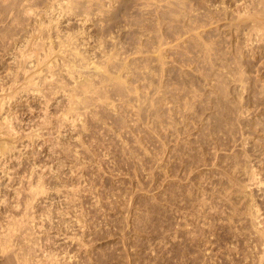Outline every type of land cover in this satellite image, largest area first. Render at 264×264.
Segmentation results:
<instances>
[{
  "label": "rangeland",
  "instance_id": "374dc122",
  "mask_svg": "<svg viewBox=\"0 0 264 264\" xmlns=\"http://www.w3.org/2000/svg\"><path fill=\"white\" fill-rule=\"evenodd\" d=\"M15 1H0V14L4 11L2 16L6 15L0 16L1 19L4 18L0 19V36L8 33L7 37L0 38L3 39L2 42L0 40L3 45H0V86L3 87L0 88L1 99V94L15 91L24 85L26 73L22 74L27 69L25 61L20 52H13L12 49L23 47L20 43L24 40L21 41L18 37L21 35V39L25 37L26 41L33 32L35 35L36 28L41 26L40 17L43 20L42 26H45L47 18V27L53 29H47L48 36L53 37L56 33V26H51L54 21L49 18V13L53 10L49 5L53 0H49V3L44 0L49 9L45 7L43 0L41 1L45 6L40 0H29L30 4L27 1L33 7L40 3L36 9L32 7L33 10L31 6L27 8L28 4H24L23 1L26 0ZM92 1L90 0L94 4L96 0ZM236 1L238 0H100L96 1L95 6L77 2L81 3L82 8L93 5L87 8L93 9L91 20L96 22L91 21V24L86 25L85 37L101 32V28L96 27L97 23L113 16L111 19L114 23L109 21L108 28L114 25L109 30H113L114 33L110 35L115 38L110 37L111 40L107 42L109 46L111 43L110 48L114 44L118 48H112L115 49L114 52L118 51L113 65L114 71L123 75L124 84L121 88L108 89V102L93 101L85 109L87 112H81L84 114L78 117L77 122L69 121L63 125V138L57 154H54V148L50 146L53 141L51 138L55 140L52 137L55 134L48 138L45 136L48 139L47 145L42 140H37V145L34 144L27 151L25 148L22 150L19 144L18 150L21 151H17L16 155L23 158L21 162L25 168L27 162L30 164V158L34 157L39 164L45 162L46 174L51 168L59 166V179H62V196L59 194V201L54 194H49L54 198L53 208L46 211L45 203L38 205L37 218L33 222L35 226L31 225L26 234L30 229L32 233H29L30 236L25 234L27 240L23 241L30 254L26 252L28 255L25 254L22 258L27 259L26 256H29L32 264L260 263L261 249L236 233L246 221L247 225L250 223V216L247 215L249 219L246 217L248 212L244 216L242 212L245 209L248 211L252 198L261 211L259 219H264V36L262 38L255 32L237 27L238 21L233 20V10L244 0H239L238 4ZM224 2L227 6L230 3V8L234 6V9L231 8L233 13L231 9L228 10L229 7H225ZM79 4L76 5L77 14L81 10ZM210 4H214V9ZM18 7L28 9V13L24 11L28 15L36 10L33 13L38 11V16L31 14L29 18L28 15L25 18L20 12L24 9L18 10ZM41 7L46 10L45 13ZM53 11L58 14V10ZM225 11L234 16L226 15ZM8 14L17 21L23 17L18 21L23 24L22 29L15 20L12 22L13 18ZM31 16L33 19L39 18V21L34 20L33 23ZM75 17L71 20L76 25L70 20L73 23L70 25L71 29L78 26L79 22H75ZM65 19L66 17L61 18L62 27L67 25ZM2 21L16 25L9 27L13 24L4 25ZM27 21L31 27L38 23L35 30L34 27L30 30ZM24 22L28 35L31 36L26 35L27 32L23 30ZM5 27L7 31L12 27L10 34L2 29ZM13 28L21 31L16 32ZM22 30L26 32L24 36ZM44 35H39L37 40L41 36L48 39ZM14 36L18 37L14 39ZM5 37L9 38L7 44ZM10 43L13 45L10 46ZM81 47L85 55L90 54H87L89 46L87 49L86 45ZM14 61H19V64L12 65ZM7 64L17 67V77L16 71L13 68L11 70ZM19 77L23 79L20 80ZM12 78L14 79L11 80ZM13 83L15 88L11 87ZM8 92L6 100L11 97ZM53 99L54 97L48 106L51 113L56 109ZM26 101L18 103L15 99L12 102L14 105L6 104L12 116L15 114L17 118L14 117L13 122L19 126L22 124L23 127H17L24 132L30 130L28 128L33 123L30 119L36 121L40 119L41 113L42 116L46 115L44 101L34 100L33 97ZM7 106H4V115H7ZM52 130L54 131H49ZM22 163L20 166L14 165L16 171L24 169ZM251 171L258 172V178L262 181L260 189L256 185L245 186L250 183L248 178ZM50 174L51 170L46 175L50 182L47 183L48 186L54 179ZM3 190H10L6 193L11 194V189ZM252 191L255 194L253 196ZM31 245L35 247L31 248ZM5 254L0 253V264H9L11 261V264L17 263L15 257L11 259L8 258L9 254Z\"/></svg>",
  "mask_w": 264,
  "mask_h": 264
},
{
  "label": "bare ground",
  "instance_id": "6f19581e",
  "mask_svg": "<svg viewBox=\"0 0 264 264\" xmlns=\"http://www.w3.org/2000/svg\"><path fill=\"white\" fill-rule=\"evenodd\" d=\"M1 1V0H0ZM9 2V0H7ZM7 1L4 0V2L6 3ZM11 1V0H10ZM18 1V0H16ZM15 1V2H16ZM28 1V3L30 4L29 0H26V1H23L25 2L24 4H28L26 3ZM33 1V0H32ZM41 1V0H40ZM44 1V0H43ZM47 1V0H46ZM51 1V0H50ZM86 1V0H85ZM81 0V1H75V0H53L52 3H50L51 5H47V2L44 1V3H46V6L44 3H42L43 6L45 7H48L47 9H53V10H58V14L55 13L53 10V13L52 11L49 13L51 14V17L49 16V18H51L50 20L54 21L52 25L56 26L54 28V32H56L55 34L51 31L50 33L54 36H48V34L46 32H48L49 29V26L47 27L46 23H47V18L46 19V23L45 26H42V17H40V21L38 20L39 18L37 19H33L34 15L31 16L30 19H33L31 21H33L34 23V20L35 21H39L41 22V26L38 25V27L36 28L37 32L34 34L31 35H28V32H27V28H25V22H24V27H23V30L25 29V31H23V36L26 34L28 36H31L29 39H27L25 41V37H23L21 39V35L18 37V36H14V39H16L17 37L20 38V40H24L22 41L23 43H20V45L22 44L23 47L21 49L16 48H12L16 53L20 52L19 54H21L20 56L23 57L24 61H25V67L27 68L24 73L23 72H20L19 73H23L22 75H25L24 76V85L22 83V87H20L19 89H16L15 91L12 90V92H8L10 93L11 97H9L8 100H6V98L9 96H5L7 95V92H5L6 94L2 95L3 96V99L0 98V253L3 252L5 255H8L9 257L8 258H11L13 259L12 257H15L16 260H17V263L15 261L16 264H32V262L29 261V256H26L28 257L27 259L24 257L22 258V256H25V254L28 253V251L26 250V246L25 243H23V241L27 240L26 237H25V234L26 232L28 231V229L31 227V225H34L33 222L35 221V219L37 218V215H36V209L38 207V205L40 203H45V209L44 210H49V208H53L52 207V200L54 198H52V195L54 194V197L57 198V200L60 198L59 194L62 192L61 191V184H60V180L59 177V174H60V170H59V166H55L57 168H54L53 169L51 168V174L53 175L54 179H53V182L50 186H48L47 183H50L47 181L46 177L48 176V173H50V170L49 172H47L46 174V171H47V168L45 167V162L43 160V164H39V161L37 162L36 159L33 158H30L31 159V162L29 164V162H27V168L24 167L23 163L21 162V160L23 158L20 159L21 156L19 155H16V152H20L21 150H18L19 148V144L21 145L22 147V150L24 149L25 151H27L31 146L33 147L34 144H36L38 141L37 140H42L44 144L47 145V142H48V139H45V136H47L46 138H48L49 136H52L54 138L55 137V140L51 138V147L54 148V150H52L53 148H51L52 151H54V154H57L58 151V147H59V144L61 143V140H62V135H61V129L63 128V125L69 121L75 123L77 122L79 119L78 117L83 113H81L82 111H86L85 109H88V106L92 104L93 101H101V102H108L109 100V94H108V89L110 87H122L123 84H124V80H123V75L121 73H116L114 71V60L117 58V53L118 52V48L115 46L114 44V47H116V52L115 49L113 50L112 48H110L111 46V43H110V46H109V43L107 42L108 40H111L109 39L110 37H112L110 35V33H114L113 30L110 32L109 28L111 29V27H113L114 25H112V22L114 21L113 19H105L104 21H99L97 23V28H101V32H97L94 34L89 35V37H85L84 36V29L86 27V25H88V23H92L91 21V18H92V14L91 11L93 10H89L87 7L91 6V3L90 0H87L86 2ZM89 1V2H88ZM95 1V0H93ZM92 1V2H93ZM96 1H100V0H96ZM95 1V3H96ZM102 1V0H101ZM222 1V0H221ZM224 1H227V0H224ZM231 1V0H230ZM239 1V0H238ZM238 1L237 4H238ZM7 2V3H8ZM77 2H85L86 4L87 3H91L89 4V6H84V8H87L86 10L84 8L81 7V3H77ZM97 2V3H98ZM110 2V1H109ZM229 2V1H228ZM227 2V3H228ZM14 3V2H13ZM12 3V6L14 5ZM37 3V2H36ZM35 2L31 4H36ZM48 3H49V0H48ZM85 3H83L85 5ZM94 3V4H95ZM215 3V2H214ZM223 2H221L222 4ZM226 2H224L225 4ZM23 4V3H22ZM26 5L27 8L31 6V10L32 7L34 5ZM79 4V6L81 7L80 9V12L79 14H77V11H76V5ZM93 4V5H94ZM114 4V3H113ZM220 4V3H219ZM224 4L222 5L224 7ZM2 5V4H1ZM18 6V4H16ZM19 5L20 2H19ZM37 5H40V3L36 4V8L38 7ZM41 5V6H42ZM92 5V6H93ZM107 5V4H106ZM110 6L112 4H109ZM108 5V6H109ZM116 5H118V3H116ZM114 5V6H116ZM211 5V4H210ZM214 4H212L211 6H213ZM229 6H227V4H225V7H229L228 10H230L231 8H233L231 6L230 8V3L228 4ZM232 5V4H231ZM239 6L238 7H234L236 9H231V13H233L236 17H234V21H238V26L236 24V26L238 28H240L241 30H245V31H249V32H255L257 36H261L263 38L264 36V0H244L242 2V4H238ZM8 6V5H7ZM6 6V7H7ZM10 5V9H12V7ZM24 7V5H22ZM21 6V7H22ZM83 6V5H82ZM91 6V7H92ZM95 6V5H94ZM109 6V7H110ZM119 6V5H118ZM15 7V5H14ZM33 7V8H35ZM90 7V8H91ZM112 7V6H111ZM219 7V6H217ZM217 7H216V10H217ZM224 7V9L226 10V8ZM2 8V7H1ZM19 8V7H18ZM26 8V9H27ZM35 8V9H36ZM42 8V11L45 13V9ZM116 8V7H115ZM118 8V7H117ZM214 9V6L212 7ZM8 10H10L9 8H6ZM24 9V8H22ZM22 9H18V10H22ZM84 9V10H82ZM223 9V10H224ZM2 10V9H1ZM5 10V9H4ZM14 10H16L14 8ZM40 7H39V12H40ZM78 10H79V7H78ZM98 10V9H97ZM233 10V12H232ZM3 11V10H2ZM6 11V10H5ZM11 11V10H10ZM13 11V10H12ZM25 12H29V10H23V11H20L22 12L23 16H27L28 14L24 13ZM36 11V10H34ZM33 11V12H34ZM49 11V10H48ZM89 11V12H88ZM100 11V10H99ZM227 11V10H226ZM225 11V14L227 15L228 13ZM4 12V11H3ZM3 12L0 14V16H2ZM31 12V11H30ZM31 12L27 17L29 18V16L31 14H35L36 16H38V14H36L37 12L33 13ZM60 12V13H59ZM101 12V11H100ZM104 12V11H102ZM101 12V13H102ZM9 13V12H7ZM13 13V12H12ZM19 14V11L17 12ZM98 13V12H97ZM100 13V14H101ZM123 13V12H122ZM230 15V16H234V15ZM15 14V13H14ZM13 14V16H15ZM21 14V13H20ZM77 14V18L75 17V15ZM99 14V15H100ZM125 14V13H124ZM5 15V14H4ZM9 15V14H8ZM11 15V14H10ZM9 15V16H10ZM97 15V14H96ZM214 15V14H213ZM6 16V15H5ZM5 16H2V17H5ZM40 16V15H39ZM48 16V14H47ZM61 16V17H60ZM102 16V15H101ZM116 16V15H115ZM114 16V17H115ZM121 16V15H120ZM125 16V15H124ZM11 19L13 18V21L15 20V22H17V25L20 24V26L18 25V27L21 28V24L22 23H19L18 21L22 18H20V15H18L17 17L20 18L18 21L17 19H15V17H12L10 16ZM44 17V16H43ZM62 17H66V24H63V25H66L64 27H62L61 25V18ZM73 17H75V19H77V21L75 22H79L78 23V26L77 28H73L71 29L70 25H72L74 22L73 20H71ZM94 17V16H93ZM98 17V15H97ZM96 17V18H97ZM123 17V16H122ZM214 17V16H213ZM212 17V18H213ZM228 17V16H227ZM8 18V17H7ZM26 18V17H25ZM35 18V17H34ZM101 18H104V17H101ZM230 18V17H229ZM1 19V17H0ZM4 19V18H2ZM1 19V20H2ZM9 19V18H8ZM29 19V21H30ZM100 19V18H98ZM115 19V18H114ZM117 19V18H116ZM115 19V20H116ZM7 20V19H6ZM10 20V19H9ZM25 20V19H24ZM49 20V19H48ZM64 20V19H63ZM73 22H71V21ZM111 25L109 28L108 26L110 25V22L111 21ZM232 20V19H231ZM232 20V21H233ZM29 21H27L28 25H30ZM30 21V22H31ZM45 21V20H44ZM1 22V21H0ZM3 22V21H2ZM8 22V21H7ZM5 23L4 25L6 24H13V25H9L10 26H13L16 25L15 23ZM50 22V21H49ZM93 22H96L95 20ZM106 22V23H104ZM52 23V22H50ZM87 23V24H86ZM109 23V25H108ZM114 23V22H113ZM232 23V22H231ZM36 24V23H35ZM43 24V25H44ZM48 24V23H47ZM2 25V23H1ZM23 25V24H22ZM36 25V26H37ZM74 25H76L74 23ZM73 25V26H74ZM93 25L95 26L96 23ZM33 24H32V27L30 30H33L32 28L34 27V30H35V27ZM72 26V27H73ZM106 26V27H104ZM4 27V26H3ZM8 27V25H7ZM16 27V26H15ZM27 27V26H26ZM29 27V26H28ZM53 27V26H52ZM75 27V26H74ZM104 27V28H102ZM12 28V27H11ZM9 28V31L5 30V28H2L5 32H9L10 34V29ZM19 28V29H20ZM15 29V28H13ZM18 29V28H17ZM22 29V28H21ZM27 29V30H26ZM48 29V30H47ZM1 30V31H3ZM53 30V29H51ZM238 30V29H237ZM240 30V31H241ZM15 31H21V30H16ZM89 31V30H88ZM90 32V31H89ZM244 32V31H243ZM262 32V34H261ZM14 33V31H13ZM47 34V35H44V34ZM87 33V31H86ZM2 34V33H0ZM5 34V33H3ZM15 34V33H14ZM12 34V36L14 35ZM20 34V33H19ZM22 34V33H21ZM30 34V33H29ZM49 34V35H51ZM245 34V33H244ZM8 33L3 35V36H6L7 37ZM18 35V33H17ZM39 35H44V36H48V39H46L47 37H45L43 39V37L41 36L40 38L42 39L40 40H37V37H39ZM88 35V33H87ZM249 35V34H248ZM2 36V35H1ZM0 36V38H1ZM2 36V38H3ZM5 37V41L7 44V40L9 39H6ZM9 37H11V35H9ZM26 37V38H27ZM114 37V35H113ZM112 37V38H113ZM115 38V37H114ZM12 39V37H11ZM1 40V39H0ZM19 40V41H20ZM91 40V41H90ZM114 41V39H112ZM247 40H251V38H247ZM3 41V39L1 40V42ZM10 41V40H9ZM8 41V43H9ZM13 41V40H11ZM10 41V42H11ZM18 41V40H17ZM17 41H15L17 44ZM20 41V42H21ZM14 42V41H13ZM109 46H106L107 44ZM110 42V41H109ZM25 43V44H24ZM89 43H92V44H89ZM116 43V41L114 42ZM4 44V42H3ZM11 44L13 45V43H10V46ZM14 44V45H15ZM113 44V42H112ZM1 45V44H0ZM19 45V43H18ZM86 45V49L87 47L89 46V50L87 52V54L89 55H85L83 52H82V47L81 46H84L85 47ZM88 45V46H87ZM3 47V45H1ZM6 46V45H4ZM7 45V47H10ZM6 47V48H7ZM19 49V50H18ZM6 50V49H5ZM18 50V51H17ZM86 51V50H85ZM1 52V51H0ZM5 52V51H4ZM10 54V53H8ZM14 54V53H13ZM19 54H17V57L19 56ZM12 55V54H11ZM10 56V55H9ZM19 56V57H20ZM13 57V56H12ZM14 58V57H13ZM18 59V58H16ZM22 59V58H21ZM19 58V60H21ZM11 60V58H10ZM13 60V59H12ZM4 61V60H3ZM16 61V60H15ZM14 61V62H15ZM24 61L22 60V64H21V68H23L24 66ZM12 62V65L13 64H19V61H17V63L15 62ZM11 62H9L10 64ZM8 67H11L10 69L12 70H15V68L17 67H12L10 65L7 64ZM17 66V65H15ZM19 66V65H18ZM20 68V67H19ZM10 70V71H11ZM21 70V69H20ZM15 75L17 77V70H15ZM23 71V69H22ZM2 72V71H1ZM0 72V73H1ZM9 72V71H8ZM7 72V73H8ZM14 72V71H13ZM11 72L14 76V73ZM9 75V74H8ZM2 76V75H1ZM10 76V75H9ZM20 76V75H19ZM23 77V76H21ZM15 78V77H14ZM14 78H12L11 80H13ZM20 78V77H19ZM19 78H18V82H19ZM4 79V78H3ZM6 79V78H5ZM4 79V80H5ZM23 79V78H22ZM20 78V80H22ZM7 80V79H6ZM5 80V81H6ZM9 80V79H8ZM8 82V81H7ZM9 83V82H8ZM15 86L17 84V82L15 81ZM14 83L12 84L11 87H14ZM4 84V83H3ZM10 84V83H9ZM6 85V83H5ZM20 85V83H19ZM2 86V85H1ZM0 88H3L1 87ZM21 86V85H20ZM5 87V86H4ZM17 87V86H16ZM19 87V86H18ZM17 87V88H18ZM9 88V86L7 87ZM15 88V87H14ZM13 88V89H14ZM1 90V89H0ZM4 90V89H3ZM2 90V91H3ZM7 90V89H6ZM10 90V88H9ZM15 92V93H14ZM11 93H14V94H11ZM30 97H33L34 100L35 99H40L42 101H44L43 103L46 105L45 106V112H46V115L42 116L43 113H41V116H40V119L38 120H34V119H30L31 121L33 120V123L31 124V126L28 128V132H24L23 130L19 129L20 127H23L22 124H20L21 126H19L18 124H15L13 122L14 120V117H15V114H14V117L12 116V112L10 110V108H8L9 106H7L6 104L9 103V105H11V103L13 101H18V103H22L23 100L26 101L28 100ZM54 97L53 101L52 102H55L54 104H56V109L55 111H53L51 113V110L50 112L48 111V106H49V102L52 98ZM61 98V99H60ZM32 100V99H30ZM20 101V102H19ZM22 101V102H21ZM95 101V102H96ZM27 102V101H26ZM39 102V101H38ZM29 103V101L27 102ZM94 103V102H93ZM13 104V103H12ZM16 104V103H15ZM14 105V104H13ZM27 105V104H26ZM41 105V103H40ZM39 105V106H40ZM50 105H53V104H50ZM4 106H7L8 108V111H7V115H4L3 111H5V107ZM11 107V106H10ZM32 107V105H31ZM34 107V106H33ZM90 107V106H89ZM40 108V107H39ZM51 108V107H50ZM26 110H30V108H25ZM23 109V110H25ZM41 109L42 106H41ZM83 109V110H82ZM17 110V108L15 109ZM32 108H31V113H32ZM36 110V109H34ZM44 110V109H43ZM54 110V109H53ZM23 112V111H22ZM28 112V111H27ZM37 112V111H36ZM85 112V113H86ZM17 113V112H16ZM20 113V112H19ZM26 113V112H25ZM24 113V114H25ZM31 113H29L31 115ZM18 114V113H17ZM28 114V115H29ZM34 114V113H33ZM4 115V116H3ZM20 115V114H19ZM17 115V116H19ZM32 116V115H31ZM20 117V116H19ZM16 118V117H15ZM34 118V117H33ZM37 117H35L36 119ZM39 118V116H38ZM81 118V117H80ZM17 119V118H16ZM15 119V120H16ZM81 121H83L81 119ZM21 123V121H19ZM24 122V121H23ZM29 122V121H28ZM24 125V124H23ZM19 126V128L17 127ZM65 126V125H64ZM83 126V124H82ZM26 128V126H24ZM25 128H22V129H25ZM50 129H54V131H49ZM63 130V129H62ZM49 132H54V133H49ZM48 134V135H46ZM67 138V137H65ZM50 140V139H49ZM65 140V139H64ZM67 140V139H66ZM37 141V142H36ZM71 141V140H70ZM37 145V144H36ZM61 145V144H60ZM64 145V144H63ZM68 145V144H67ZM31 147V148H32ZM36 147V146H34ZM39 147V146H38ZM37 147V149H38ZM44 147V146H43ZM48 147V146H47ZM66 148V147H65ZM68 148V147H67ZM21 149V148H20ZM64 149V148H63ZM39 150H40V147H39ZM65 150V149H64ZM31 151H33V149H31ZM37 151V150H36ZM41 151V150H40ZM49 151V150H48ZM61 152V151H60ZM59 152V153H60ZM24 153V152H22ZM21 153V154H22ZM28 153V152H27ZM31 153V152H30ZM34 153V152H33ZM38 153V152H37ZM35 153V154H37ZM43 153V152H42ZM45 153V151H44ZM64 153V152H63ZM75 153V152H74ZM19 154V153H18ZM46 154V153H45ZM25 155V154H24ZM30 155V154H28ZM27 155V156H28ZM48 155V154H47ZM61 155V154H60ZM31 156V155H30ZM29 156V157H30ZM53 157V156H52ZM51 157V158H52ZM50 158V159H51ZM28 157L26 158V160L28 161ZM33 159V160H32ZM48 160V159H46ZM51 162V160H49ZM56 161V160H55ZM62 161V160H61ZM12 162H19L17 164L19 165H15L16 166H20L21 163L24 167V169L21 168V170H18L16 171V169L14 168V165ZM41 162V161H40ZM195 163V162H194ZM47 164V163H46ZM49 164V163H48ZM47 164V165H48ZM50 165V164H49ZM62 165V163H61ZM193 165V164H192ZM62 167V166H61ZM60 167V168H61ZM188 167V166H187ZM190 167V166H189ZM18 169L20 167H17ZM192 169V168H191ZM189 170V169H188ZM198 171V170H197ZM236 172V171H234ZM227 173V172H226ZM230 173V172H229ZM50 174V175H51ZM228 174V173H227ZM47 175V176H46ZM62 175V174H61ZM196 175V174H195ZM207 176V175H206ZM231 175L229 174V177ZM234 176V174H233ZM51 178V177H50ZM194 178V177H193ZM52 179V178H51ZM236 179V178H235ZM199 180V179H198ZM204 180V179H203ZM221 180V179H220ZM219 180V181H220ZM229 180V178H228ZM226 180V181H228ZM188 181V180H187ZM191 181V180H190ZM197 181V180H196ZM234 181V180H233ZM236 181V180H235ZM248 181H250L249 184L245 185L246 187H251L252 185H256L257 187H259L260 189V186H262V181L258 178V172L257 171H251L250 174H249V178H248ZM183 182V181H182ZM200 182V181H199ZM185 183V182H184ZM206 183V182H205ZM239 183H240V180H239ZM220 184V183H219ZM207 185V183L205 184ZM236 185V184H235ZM241 185V184H240ZM64 186V185H63ZM194 186V185H193ZM229 186V185H228ZM195 187V186H194ZM208 187V186H207ZM222 187V186H221ZM224 187V186H223ZM240 187V186H237V188ZM11 189V194H7L8 191H5L3 189ZM201 188V187H200ZM210 188V187H208ZM225 188V187H224ZM227 188V187H226ZM241 188V187H240ZM251 189V188H250ZM64 190V189H63ZM212 190V189H211ZM238 190H241L238 188ZM230 191V190H229ZM7 192V193H6ZM202 192V191H201ZM211 192V191H210ZM215 192V191H214ZM233 192V191H232ZM190 193V192H189ZM208 193V192H207ZM226 193V192H225ZM224 193V194H225ZM231 194V192H229ZM228 193V194H229ZM242 193V192H241ZM49 194H52V195H49ZM188 194V193H187ZM216 194V193H215ZM214 194V195H215ZM252 196L255 195L252 191ZM251 194L249 197H251ZM61 195V194H60ZM227 195V194H226ZM232 195V194H231ZM49 196H51V199L49 198ZM59 196V197H58ZM62 196V195H61ZM202 196V195H201ZM207 196V195H206ZM222 196V195H221ZM243 196V195H242ZM195 197V196H193ZM234 197V195H233ZM245 197V196H243ZM242 197V198H243ZM205 198V197H204ZM210 198V197H208ZM247 198V196H246ZM64 199V198H63ZM62 199V201H63ZM190 199V197H189ZM203 199V198H202ZM207 199V198H206ZM223 199V198H222ZM229 199V198H228ZM253 200H255L254 198H252ZM251 199V204H250V207L248 208V211L247 209H245L244 212H242L243 216H244V213L246 214V212H248L246 214V217L247 215L250 216V223L249 225H247V221L245 224H242V226H240L241 228L237 231V236H241L243 239H246L248 241H251L252 243H254L253 246L257 247V248H260L261 249V255L259 257L260 259V263L259 264H264V219H262V221L259 219L261 218L262 214L260 213V209L258 207V204H256V201H252ZM56 201L55 202V205H56ZM216 200V199H214ZM213 200V201H214ZM239 200V199H238ZM59 201V200H58ZM65 201V200H64ZM199 201V200H198ZM201 201V200H200ZM203 201V200H202ZM243 201H246V200H243ZM176 202V200H175ZM208 202V201H207ZM217 202V201H216ZM229 202V201H228ZM231 202V201H230ZM241 202V201H240ZM248 202V201H247ZM204 203V202H203ZM184 204V203H183ZM207 204V203H205ZM242 204V203H241ZM63 205V204H61ZM182 205V204H181ZM197 205V204H196ZM204 205V204H203ZM210 205V204H209ZM54 206V204H53ZM60 206V205H58ZM57 206V207H58ZM176 206V205H174ZM201 206V204H200ZM237 206V205H236ZM239 206V205H238ZM55 207V208H57ZM63 207V206H62ZM189 207V206H188ZM205 207V206H204ZM231 207V206H230ZM242 207V206H241ZM39 208V207H38ZM42 208V207H41ZM209 208V207H208ZM176 209V208H175ZM205 209V208H204ZM237 209V208H236ZM41 210V209H40ZM39 210V211H40ZM46 210V211H47ZM58 210V209H57ZM61 210V209H60ZM203 210V209H202ZM235 210V209H234ZM239 211V209H237ZM242 210V208H241ZM52 211V210H51ZM56 211V210H55ZM210 211V210H209ZM236 211V210H235ZM234 211V212H235ZM45 212V211H44ZM50 211H48L49 213ZM188 212V211H187ZM192 212V211H191ZM201 212V211H200ZM206 212V211H205ZM208 212V211H207ZM41 213V212H40ZM57 214L58 211L56 212ZM55 213V214H56ZM62 213V212H61ZM210 213V212H209ZM63 214V213H62ZM200 214V213H199ZM211 214V213H210ZM239 214V213H238ZM45 215V214H44ZM43 215V216H44ZM47 215V213H46ZM52 215V214H51ZM54 215V214H53ZM193 215V214H192ZM208 215V214H207ZM42 216V218H43ZM50 216V215H49ZM61 216V215H60ZM183 216V215H182ZM52 217V216H51ZM208 217V216H206ZM235 217V216H234ZM47 218L48 220L50 218L48 217H45ZM53 218V217H52ZM55 218V217H54ZM211 218V217H210ZM248 218V217H247ZM245 218V219H247ZM190 219V218H189ZM195 219V217H194ZM233 219V218H232ZM237 219V218H236ZM242 218H240L241 220ZM249 219V218H248ZM39 220V219H38ZM41 220V219H40ZM45 220V219H44ZM188 220V219H187ZM200 220V219H199ZM206 220V218H205ZM239 220V221H240ZM230 221V220H229ZM232 221V220H231ZM249 221V220H248ZM52 222V221H51ZM194 222V221H193ZM210 222V221H209ZM245 222V221H244ZM38 223V222H37ZM48 223V221H47ZM239 223V222H238ZM43 224V223H42ZM46 224V223H45ZM38 225V224H37ZM238 225V224H237ZM241 225V224H240ZM35 226V225H34ZM33 226V227H34ZM43 226V225H42ZM41 226V227H42ZM231 226V224H230ZM32 227V228H33ZM197 227V226H196ZM181 228V227H180ZM189 228V227H188ZM193 228V227H192ZM231 228V227H230ZM239 227H237L238 229ZM179 229V228H178ZM190 229V228H189ZM200 229V228H199ZM33 230V229H32ZM196 230V229H195ZM236 230V229H235ZM31 229L29 230V233H30ZM234 231V230H233ZM194 232V231H193ZM29 233H27L29 235ZM32 233V232H31ZM30 233V234H31ZM188 233V232H187ZM26 234V235H27ZM192 234V233H191ZM27 235V236H28ZM33 235V234H32ZM178 235V233H177ZM176 235V236H177ZM30 236V235H29ZM175 236V237H176ZM236 236V238H237ZM28 238V237H27ZM31 238V237H30ZM29 239V238H28ZM30 240V239H29ZM247 241V242H248ZM29 242V241H28ZM33 242V240L31 241ZM244 242V240H243ZM251 243V245H252ZM24 244V246H23ZM34 244V243H33ZM247 244V243H245ZM249 245V244H247ZM18 246V247H17ZM28 246H29V243H28ZM260 246V247H258ZM35 247V246H33ZM32 245H31V248H33ZM251 246L249 245V248ZM30 248V247H29ZM32 250V249H31ZM30 250V251H31ZM34 250H32L33 252ZM27 252V253H26ZM30 254V252L28 253ZM27 254V255H28ZM32 254V253H31ZM2 255V254H1ZM31 256V255H30ZM6 257V256H5ZM21 257V258H20ZM31 259V258H30ZM8 260V259H7ZM6 261V259H5ZM9 261V260H8ZM38 261V260H37ZM12 262V261H11ZM11 262L9 264H11ZM14 262V261H13ZM6 263V262H5ZM14 264V263H13ZM35 264H38V263H35Z\"/></svg>",
  "mask_w": 264,
  "mask_h": 264
}]
</instances>
